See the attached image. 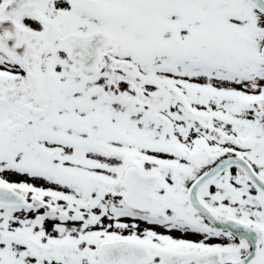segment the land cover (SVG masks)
Masks as SVG:
<instances>
[{
  "label": "snow or ice",
  "instance_id": "snow-or-ice-1",
  "mask_svg": "<svg viewBox=\"0 0 264 264\" xmlns=\"http://www.w3.org/2000/svg\"><path fill=\"white\" fill-rule=\"evenodd\" d=\"M0 264H264V0H0Z\"/></svg>",
  "mask_w": 264,
  "mask_h": 264
}]
</instances>
